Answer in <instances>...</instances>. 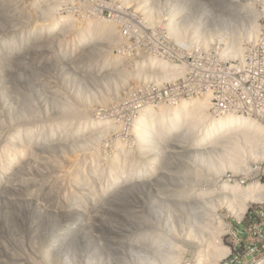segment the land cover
I'll use <instances>...</instances> for the list:
<instances>
[{
	"label": "rangeland",
	"instance_id": "obj_1",
	"mask_svg": "<svg viewBox=\"0 0 264 264\" xmlns=\"http://www.w3.org/2000/svg\"><path fill=\"white\" fill-rule=\"evenodd\" d=\"M251 41L264 42V0H0V264H122L166 241L212 263L220 250L189 246L193 216L168 197L200 210L222 184L264 185V160L230 159L222 135L239 131L218 122L264 126L225 97L223 64L245 63ZM155 212L165 223L149 229ZM218 212L231 251L238 219Z\"/></svg>",
	"mask_w": 264,
	"mask_h": 264
},
{
	"label": "bare ground",
	"instance_id": "obj_2",
	"mask_svg": "<svg viewBox=\"0 0 264 264\" xmlns=\"http://www.w3.org/2000/svg\"><path fill=\"white\" fill-rule=\"evenodd\" d=\"M204 16H206V15H203V17ZM203 17H201V19H203L206 23L208 21V19L207 18L204 19ZM196 22H197V19H196ZM196 22L194 20V23H196ZM192 25L194 27L196 24H192ZM256 27L257 26H254L253 28L256 29ZM190 28H191V26H190ZM176 30L178 31L179 29H176ZM181 30H182V28H181ZM178 32L180 33L181 31L179 30ZM198 32H199V29L197 30V33H195V34H198ZM227 49L229 51L231 50L232 55L238 56L239 55L238 54L239 49H240L238 39H234L231 46ZM156 64L160 65L161 63H160V61H156V63L154 65H156ZM163 74L164 73L162 72V75ZM165 75L166 74H164V76ZM175 113H177L175 122L179 123L181 118H180V115L178 113H181V112L176 111ZM192 113H195V112H192ZM255 118L257 119L256 115H255ZM163 121H165V120L162 118L161 125L163 124V126H164V123H162ZM221 121L223 122L222 124H225L224 126L228 127V130L235 128V131H239L238 133H233L235 137L232 136L233 134L231 136H229L230 134H228V135L223 134L222 135V138H225L226 140L225 139L224 140H225L226 144H228L227 146H225L226 147L225 151L227 152V154H229L232 157L233 153L236 152V158L238 157L239 159L240 158L242 159L243 156L245 157L248 154L249 157H247V158H251L252 160H255L257 162L258 161L261 162L264 160V126L257 124L258 122L253 123L251 120H249L247 118H241V117H237V116L224 117V118L220 119L218 122H221ZM260 121H262L264 123V120H260ZM150 126L151 125L146 126L145 128H148ZM151 128L152 127H150L149 129L152 130ZM143 130H140V131L142 132ZM146 130L147 129H145L144 131H146ZM254 131H256V133ZM240 132H242V134L245 132L246 134L241 135ZM144 133H146V132H144ZM140 134H138V135H140ZM144 135H140V136L144 137ZM147 135H149V133ZM240 136H242V137H240ZM148 137H151V135H149ZM139 147H141V146H139ZM244 153L245 154L247 153V154L245 155ZM231 157H230V159L234 158V157H232V158ZM239 164H241L240 161L236 162L232 165V167L235 169V170L233 169L234 172H236L237 174L245 175L243 170L239 167ZM251 168L248 167L247 171L245 170V172H246V174H248V176L249 175H255L256 176V175H259L261 173V171H260L261 167L257 168V172H253V170ZM244 180H245V177L243 176L239 179L238 183L235 185L222 184L221 187L219 188V192H218V195L220 198L217 197L218 200L216 201V202H218V204L217 203H215V204L210 203L209 205L205 204L204 207L202 205V207H203V208L201 207L202 210L201 209L198 210V207L196 208V206L194 208V205L191 204L192 201L187 200V198H188L187 196H186L187 198L185 200L181 199L179 196L176 197L174 194L173 195L171 194V196L168 197L171 201L179 200L180 203H182V206L184 207V209L186 208V210L191 214V216H193V219L191 220V222H190L191 224L189 227V229H190L189 231H191V233L187 237V240L189 239V241H191V242L189 243L190 245L189 244L188 245L191 246V245H193L192 242H195L197 244L196 246H198V249L201 251V252H199L200 256L204 255V257L205 256L207 257V255H208V257L211 256L210 254L216 252V251H214V249L216 250L218 248L220 250V253L218 255H217V252L215 253L216 256L212 254L213 256H215V259L212 260V263H210V264H220L221 261H222L221 264H224L226 261L232 259L234 257V255L236 254V242L235 241H234L235 246H234V248L231 249V251L229 248L222 246V244L224 242L221 241V237L225 233H228L229 226L225 223L222 215L218 212L219 205L227 207V209H229L238 220H241L243 218V216L246 214L244 216V218L242 219V220H244L245 217L247 216L246 212L248 211L249 208L254 209V207H257L259 205L264 204V185H262L259 181H254L251 184H249L248 187H243L242 183L245 182ZM254 203H258V204L256 206L251 207V204H254ZM199 204H200V202H199ZM155 213H157L156 216L158 218L157 217L156 218L154 217V219L149 218L150 221L147 219V221H149L150 225H148L149 223H145L146 225H148L149 229L154 228L155 225L161 226V224H160L161 222L165 223V221H164V220H166L165 215H163L162 213H159V212H155ZM189 217H190V215H189ZM191 218H189V220ZM124 239H126V238H124ZM182 239H183V237H182ZM185 239L186 238H184V240ZM113 240L118 242V243H119V241L123 242V240L122 241L121 240L118 241L116 239H113ZM113 240H112V242H114ZM132 241L135 242V240H132ZM141 241L142 240L140 239L138 242H141ZM165 241L163 240V242H165ZM130 242H131V240H130ZM185 242H186V240H185ZM131 243L134 244L133 242H131ZM136 243H137V240H136ZM160 244H162V243H160ZM160 244L159 245L153 244V246H149V247L145 246L143 244L137 245L139 248L140 256L138 254V255H136L138 257L133 258L132 261H130L129 263L125 262L122 264H185L186 263V262H183V260H182L185 257V252L182 253L181 252L182 250L179 251L178 249H177L178 250L177 251L175 248L176 244L173 246L172 241H170V243H168L166 241L162 245H160ZM178 246H176V247L178 248ZM181 247H183V246H181ZM191 247H194V245ZM218 249H217V251H218ZM185 250H188V249L186 248ZM196 252H197V247L194 250L189 251L188 253H190L194 257ZM137 253H135V254H137ZM199 253H197V254H199ZM132 256H134V255H132ZM180 256H182V258H180ZM205 260H208V259H205ZM197 261L196 262L199 263L200 261L203 262L204 260H201L199 258ZM210 261H211V259H210ZM97 264H104V263L102 261H99Z\"/></svg>",
	"mask_w": 264,
	"mask_h": 264
},
{
	"label": "built area",
	"instance_id": "obj_3",
	"mask_svg": "<svg viewBox=\"0 0 264 264\" xmlns=\"http://www.w3.org/2000/svg\"><path fill=\"white\" fill-rule=\"evenodd\" d=\"M246 49L245 63L234 60L223 64L228 110L247 111L264 120V42L251 41ZM244 70H254L255 81L239 79L238 71ZM245 97H252V107L244 106ZM233 238L236 254L224 264H264V204L248 210L245 219L234 227Z\"/></svg>",
	"mask_w": 264,
	"mask_h": 264
},
{
	"label": "clouds",
	"instance_id": "obj_4",
	"mask_svg": "<svg viewBox=\"0 0 264 264\" xmlns=\"http://www.w3.org/2000/svg\"><path fill=\"white\" fill-rule=\"evenodd\" d=\"M259 182H260V181H259ZM260 183H261V182H260ZM254 204H256V203H254ZM254 204H252V205H254ZM249 209H250V208H249ZM249 209H248V210H249ZM247 212H248V211H247ZM247 212H246V213H247ZM245 215H246V214H245ZM245 215H244V216H245ZM244 216H243V218H244ZM243 218H242V219H243ZM242 219H241V220H242ZM238 221H240V220H238ZM238 221H237V223H238ZM237 225H238V224H237ZM221 262H222V261H221ZM221 262H220V264H221Z\"/></svg>",
	"mask_w": 264,
	"mask_h": 264
}]
</instances>
